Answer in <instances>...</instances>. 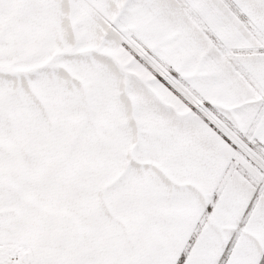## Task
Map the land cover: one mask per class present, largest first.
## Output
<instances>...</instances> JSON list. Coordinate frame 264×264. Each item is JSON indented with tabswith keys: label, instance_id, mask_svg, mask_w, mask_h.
I'll use <instances>...</instances> for the list:
<instances>
[{
	"label": "snow or ice",
	"instance_id": "6c2138e0",
	"mask_svg": "<svg viewBox=\"0 0 264 264\" xmlns=\"http://www.w3.org/2000/svg\"><path fill=\"white\" fill-rule=\"evenodd\" d=\"M0 264H264V0H0Z\"/></svg>",
	"mask_w": 264,
	"mask_h": 264
}]
</instances>
